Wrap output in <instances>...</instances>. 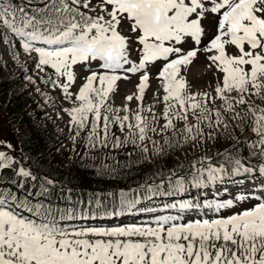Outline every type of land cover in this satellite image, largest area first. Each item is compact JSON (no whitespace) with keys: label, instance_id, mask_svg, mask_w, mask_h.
<instances>
[{"label":"snow or ice","instance_id":"snow-or-ice-1","mask_svg":"<svg viewBox=\"0 0 264 264\" xmlns=\"http://www.w3.org/2000/svg\"><path fill=\"white\" fill-rule=\"evenodd\" d=\"M210 18L214 30L204 24ZM17 41L34 61L37 77L43 73V83L71 101L63 109L74 132L71 139L83 134L86 153L131 146L147 159L150 151H164L155 137L170 147L178 134L184 142H203L205 128L227 131L231 121L253 134L245 138L249 157L264 161V0H24L19 5L2 0L0 42L15 50ZM200 56L212 80L194 90L187 75ZM78 66L87 73L80 84ZM26 79L35 83L32 76ZM121 80L131 82L134 91L117 105L113 97ZM152 80L153 102L145 104ZM74 84L75 92L70 91ZM207 136L215 139L212 131ZM0 145L13 149L9 142ZM233 151L235 146L218 153L225 159L218 166L197 168L203 160L194 162L191 186L257 171ZM5 169L37 180L0 150V170ZM258 171L264 174V163ZM174 176L171 170L169 183ZM188 183L180 176L172 186L184 192ZM163 184L140 187L156 195ZM41 189L47 191L43 184ZM137 191L120 190L117 209L107 214L135 210L140 200L129 198V192ZM165 207L178 214L150 223L73 227L60 223L67 214L58 219L51 209L5 188L0 191V264H264V187L258 194ZM186 211L195 216L186 220Z\"/></svg>","mask_w":264,"mask_h":264},{"label":"rangeland","instance_id":"rangeland-1","mask_svg":"<svg viewBox=\"0 0 264 264\" xmlns=\"http://www.w3.org/2000/svg\"><path fill=\"white\" fill-rule=\"evenodd\" d=\"M92 2L95 4L97 0H92ZM14 3L23 4L24 0H15ZM204 24L206 29L214 30L211 18L204 21ZM16 52H19L18 58H15ZM205 63V58L200 56L188 70L187 79L194 90H199L200 86L206 85L212 80V74L206 70ZM156 71V68L152 69L153 74ZM77 73V84H80V76L87 75V73L82 71V66H78ZM27 76H32L35 79V83L27 80ZM43 78V73L37 77L34 61L28 59L26 54L22 52L18 41L15 50H10L5 43L0 42V141L9 142L13 145L11 150H7L3 145H0V150H6L9 155L18 160L25 168L29 169L30 165L26 157L20 156L19 149H21L22 138L26 137V135L35 136L39 140L30 147L31 151L32 149L35 150L34 155L36 154L45 162L52 163L64 174L80 175L81 186L95 189H100L101 182L106 179L115 180L117 172L107 169L108 167L104 168L102 165L111 166L119 160H127L133 165V171L123 177L122 184L128 186H122L120 189L129 191L133 187L130 183L135 182V180L143 177L145 178L143 184L148 183L151 181V174H158L159 177L168 178L171 175V170H175L173 166L185 165L190 160L192 164L198 160H203V165L197 164L198 167H207L208 164L218 166L224 163L225 160L218 153H223L225 149L231 151L233 146L236 148V151L232 152L233 155H237V152L240 156L249 154L250 150L245 138L252 137L253 134L247 130L241 132L235 128V124L231 121H229L230 128L227 131L222 127L219 129L205 128L203 142L199 140L196 142H184L182 136L178 134L170 147L163 144L162 138L155 137L160 140L164 151L159 154L150 151L147 154V159H145V154L131 148V146L122 150L108 151L100 149L86 153L83 134L75 142L71 139L74 132L69 130L70 117L63 111L64 108L71 106V101L63 98L59 88L52 89L49 85L43 83ZM134 79L135 77H133ZM150 83L151 87L145 93V104L153 102V91L156 88V81L152 80ZM77 84H74L70 91H77ZM133 91L134 86L131 82L119 81L118 92L113 97L115 103L120 105L123 102V97ZM135 106V100L130 102V107L134 108ZM161 107V105L157 104L156 111L160 112ZM23 115L27 118L26 121H23ZM233 129L235 130L233 131ZM209 131L214 132L215 139L208 138L207 132ZM167 135L165 134V136ZM149 147L151 148V145ZM129 151L132 152L131 155L127 154ZM241 151H248V153L243 154ZM206 157L207 159H205ZM253 162H259L257 163L259 166L264 163L262 160L253 159L249 162L244 160V163L252 168H254L252 166ZM171 164L173 166H170ZM191 170L195 172L194 168ZM84 178H86V181H84ZM7 180H9V177L4 170H0V191L9 186L6 182H3ZM154 180L157 181L156 178ZM261 181H264V174L254 171L252 173L225 177L222 183L217 182L216 184H208L201 187H186V191H177L174 196L161 194L159 197H151L147 201H144L142 192H138V195H133L132 192H129V198L140 200L137 208L132 212H123L117 216L103 213L97 216L89 214L81 220L74 221L68 218L61 220L60 223L69 224L73 227H107L124 226L132 223H150L158 216L178 214V209L166 208L165 205L179 203L184 200L202 203L207 200L233 199L235 196L247 194L249 191L258 194L264 187L260 183ZM127 187L129 188L125 189ZM140 209H146V211H140ZM224 213L226 214L227 210H224ZM184 216L187 220L195 216V213L186 211Z\"/></svg>","mask_w":264,"mask_h":264},{"label":"trees","instance_id":"trees-1","mask_svg":"<svg viewBox=\"0 0 264 264\" xmlns=\"http://www.w3.org/2000/svg\"><path fill=\"white\" fill-rule=\"evenodd\" d=\"M14 1L15 0H13V2ZM22 139L21 149H19L20 156L24 158L26 157L30 165L29 169L37 177V180L32 181L30 178H19L14 176V179L17 178L23 180L21 182H23L25 191H27L25 194L20 196L21 198L27 196V198L33 203L39 202L44 207L51 209L52 213L55 214L57 218L61 215L67 214V217H71L70 219H79L85 218L89 214L93 216L101 215L102 213L107 214L116 209L119 200V190L122 186H128L122 184L123 177L133 171V165H131L127 160H119L117 163L108 166L107 169L117 172L115 174V180L106 179L104 182H101L100 189H95L87 186H81L80 175H72L69 173L64 174L52 163L45 162V160L36 156V154L34 155L35 150L32 149L31 151L30 147L35 145L36 141H39L35 136L26 135V137H23ZM241 152L243 154L248 153V151ZM242 157H246L247 159L245 161L248 162L253 159L259 160L255 157H249V154ZM190 161L182 166H173V164L170 165L174 167L176 175H178L177 177L183 176L189 182L186 187H192L190 181L192 179L191 174L193 172L191 169H193V167L192 161ZM257 163L259 162H253L252 166L258 171L259 165ZM196 167H198L197 164ZM227 167L230 168L231 165H227ZM150 176L151 181L148 183L143 184L145 180L143 177L135 180L133 183H130V185L133 186L130 189L138 190L137 192H132L133 195H138V192H142L141 194L144 201L149 200L148 197H159V195L163 194L162 192L171 193L168 194V196L175 195L177 191L172 185L177 177L172 178V182L169 183L168 178L163 176L159 177L158 174H151ZM155 178L157 181L154 180ZM46 180H52L54 183L52 185H48ZM162 180L164 182L163 187L155 189L157 193L156 195H152L148 192L147 187H140L141 185L148 184L159 185ZM84 181H86V178H84ZM21 182H19V184ZM41 184L44 185L47 191H43L41 189ZM129 187L125 189H128ZM108 193H113V195L109 196ZM97 199L101 201L99 206L95 203ZM67 217L65 219H68Z\"/></svg>","mask_w":264,"mask_h":264},{"label":"bare ground","instance_id":"bare-ground-1","mask_svg":"<svg viewBox=\"0 0 264 264\" xmlns=\"http://www.w3.org/2000/svg\"><path fill=\"white\" fill-rule=\"evenodd\" d=\"M202 70V69H201ZM4 182V181H3Z\"/></svg>","mask_w":264,"mask_h":264}]
</instances>
